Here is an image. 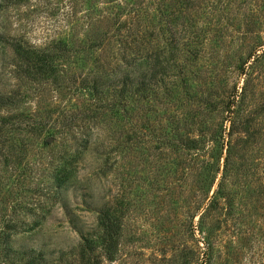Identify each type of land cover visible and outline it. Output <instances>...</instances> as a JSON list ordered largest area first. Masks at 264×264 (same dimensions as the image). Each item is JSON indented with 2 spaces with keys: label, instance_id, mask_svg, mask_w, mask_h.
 <instances>
[{
  "label": "rangeland",
  "instance_id": "rangeland-1",
  "mask_svg": "<svg viewBox=\"0 0 264 264\" xmlns=\"http://www.w3.org/2000/svg\"><path fill=\"white\" fill-rule=\"evenodd\" d=\"M169 1L0 0V264H264V141L234 134L237 172L228 189L236 215L219 209L204 222L207 200L199 209L196 190L159 142L186 131L172 129L177 120L189 123L206 158L213 129L228 130L231 121L244 128L226 110L236 91L244 114L264 106V0H194L188 10ZM139 17L159 46L160 69L143 63L134 75L146 74L148 88L160 93L146 101L139 90L134 100L110 96L111 109L96 124L84 123L97 103L87 85L104 78L100 47H88L106 24L118 44ZM12 38L31 54L7 46ZM60 40L89 49V58L79 52L57 76L39 77L33 69L43 51ZM189 40L201 50L197 59H185ZM203 92H212L216 108L206 118ZM258 125L264 134V116ZM103 212L114 232L101 224Z\"/></svg>",
  "mask_w": 264,
  "mask_h": 264
},
{
  "label": "trees",
  "instance_id": "trees-1",
  "mask_svg": "<svg viewBox=\"0 0 264 264\" xmlns=\"http://www.w3.org/2000/svg\"><path fill=\"white\" fill-rule=\"evenodd\" d=\"M193 1L194 0H170L169 2L170 6L173 8L174 4L177 3L180 4L181 7H184L183 10H188V7L193 3ZM197 9L202 10L203 7L198 5ZM183 10L181 9V11ZM166 11L168 12L167 9L165 12ZM181 11H179V13H182L184 16V13ZM172 15L173 12L168 13L169 17ZM144 20L145 19L142 17L136 19L134 22L135 28H131L126 32L127 34H123L121 39L117 38L116 41L118 44L113 42V40L109 37L110 27L107 29L108 24H106V28L101 30V34L97 38L99 41L98 44L94 47H88L89 49H94L96 46L100 47L101 52L98 55L100 66L98 67L97 72H102L104 78L103 80L96 78L91 82L93 84L87 85V88L91 89L93 91L92 93H94L95 97L97 98V103H94V113L90 115L91 117L86 118V120H84V118L81 119V121H85L84 123L96 124L98 119L103 116L105 111L111 109L110 104L108 103L110 96L113 99L119 101H122L126 97L132 98V100H134L135 95H137L136 92L139 90L138 94L141 92L140 98L143 101H146L150 97L153 98V95H155L154 97L156 98L160 93V89L148 88L149 79L147 78L146 74L139 76L134 75V69L143 63L151 64L154 69H157L159 67L158 64L160 63H156V60H159L160 57L159 49L155 50V48L159 46L152 43L149 33L150 29L147 27V25L141 26ZM106 23H108L107 20ZM251 27L252 25L248 26L247 30H249ZM200 31L204 32L206 31V28L200 29ZM200 31H195V35L193 36L199 37L201 35ZM251 33H253L252 29ZM174 34H176V32ZM190 40L183 44L187 50L185 59L190 56H192L194 59H197V55L199 52H201V50L198 48H190ZM6 44L20 55L26 56L31 54V50L25 49L20 40L12 38L11 41L6 42ZM167 46H169L172 50L176 45H173L170 42ZM51 49L52 52L50 49L43 51L41 55L42 63L39 66H35L33 69L35 73L39 74V77L41 78L45 77L49 72H52L57 76L60 67H65V65L70 66L72 63H74V60L79 57V52H82L86 59L89 58L88 55L90 54L89 49L83 48L82 46L79 47L73 42L63 40L58 41L55 46L51 47ZM48 58L51 60L53 58L54 61H62V63H59L58 66L54 64H52V66H48ZM84 81L86 82V79H84ZM135 82H138L139 84L138 89L135 88ZM246 92L247 88L244 86L241 92V102L246 97ZM204 93H206V95H204V97L201 96L200 98L205 103L206 110H202L201 115H204L206 118L209 115V110L212 112V110L216 108L213 106L211 98L212 92H203V94ZM0 96V99H2L1 91ZM237 96L238 91H236L233 98L227 102L226 110L231 114L235 113V117L240 118L244 128L240 129L236 127V122L231 121V126L228 130L226 128H224L222 131L221 128L220 130L217 128L213 129L210 134V141L213 143V145L206 154V158H203L204 154L201 153L202 149L205 148L202 146L204 141L200 139V136L190 134V132L187 131V125L189 123L185 122L180 126V123L177 120L175 127L172 129H181L186 131L182 134L177 132H174L175 134L171 135L165 134L159 141L162 146L161 148H163L161 152L164 151V153L168 155L169 153L165 151V149H167L172 155L175 156L176 159L173 158V161H171L170 164L180 166L182 171V180L189 181L193 186V189L196 190L192 196L193 199L198 202V208L200 209L203 207L202 204L204 200H207V207H205L206 210L201 215V222H204L211 213L218 212L219 209H223L225 211L224 213L229 216V218H233L236 215L234 213L235 201L232 194L233 190L228 189V184H235L233 175H235L237 172L235 171V173L233 172L232 174L235 161L233 151L234 148H232L234 134L243 132L245 136L244 139H246L248 142L252 141V139H256L257 143L264 141V134L259 131V128H256L259 126V119L264 116V106L262 108L250 110L248 113L244 114V110L246 109L243 107L244 105H241V103L240 105L238 104L239 102L236 100ZM7 98L14 100V96H9ZM198 110H201V108ZM162 117L166 116L156 115L154 120H159V118L162 120ZM243 117H247V119H242ZM74 126L75 128L78 127L77 125ZM26 129H28L30 132L37 130H31L30 128ZM226 136L228 137L227 141H225ZM225 145H227L228 149L225 156L224 166L221 170V161ZM157 149H159V146ZM189 151L194 152L190 153ZM260 151L263 152V149L260 148ZM156 156L158 159L163 158L159 154ZM239 168H241V166ZM217 179H219L217 188L212 193ZM262 194L264 195V191ZM261 216H264L263 213ZM100 220L103 226L114 232V223L109 222L105 212L101 214ZM214 229V227L209 229L208 236L206 237L207 240L205 239V243L208 244L209 248H211L212 245L208 241V238L214 234ZM200 264H202V262Z\"/></svg>",
  "mask_w": 264,
  "mask_h": 264
}]
</instances>
